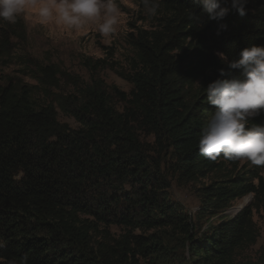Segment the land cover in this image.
Returning <instances> with one entry per match:
<instances>
[{
    "label": "trees",
    "instance_id": "trees-1",
    "mask_svg": "<svg viewBox=\"0 0 264 264\" xmlns=\"http://www.w3.org/2000/svg\"><path fill=\"white\" fill-rule=\"evenodd\" d=\"M220 3L229 11L219 21L195 0H159L158 15L144 16L148 27L130 24L133 55L118 75L131 89L111 86L122 111L94 75L90 83L76 82L77 94L56 93L61 77L73 76L29 56L25 75L36 83L0 85V264L23 257L27 264H146L171 253L165 237L182 250L175 264H257L238 253L259 236L253 214L264 208V167L208 160L198 139L215 110L204 88L241 75L221 55L238 59L241 49L264 46V0H247L243 16L230 0ZM137 5L144 12L141 0ZM17 27H0V64L8 63ZM87 61L92 71L108 65ZM58 108L78 126L59 122ZM262 122L264 114L250 125ZM139 130L152 136L151 149ZM171 179L199 182L194 217L170 200ZM249 194L235 215L197 236L206 217ZM110 225L123 231L114 235ZM152 229L164 234H145Z\"/></svg>",
    "mask_w": 264,
    "mask_h": 264
},
{
    "label": "rangeland",
    "instance_id": "rangeland-1",
    "mask_svg": "<svg viewBox=\"0 0 264 264\" xmlns=\"http://www.w3.org/2000/svg\"><path fill=\"white\" fill-rule=\"evenodd\" d=\"M252 1L254 2V0ZM115 2L120 8L121 24L117 26V34L111 38V42L102 37L94 25H89L82 30H69L55 23L40 24L36 18L35 10L32 8L26 9L15 23L18 26V31L15 29V34L12 35L11 56L6 60L8 63L0 64V85H4L10 79L35 84L36 82L32 78L25 75L28 69L24 67V62L25 58L29 56L43 65L54 64L65 74L73 76L72 78L62 76L56 93L77 94L78 86L76 82L79 85L90 83L91 75H94L95 78L101 79L104 83L114 108L117 111H122L125 104L113 94L111 86L117 87L126 94L131 89V85L118 75L119 71L129 69V60L133 55L132 49L126 41V34L130 31V24H135L138 27H148L150 23L147 19H144L145 13L139 12L137 0H115ZM6 24V21L0 20V27L6 26ZM99 58L105 59L108 65L92 71L90 65L87 64V59L94 61ZM58 120L72 128L78 126L72 117L63 114L59 108ZM137 132L140 139L148 144L151 149L154 146L152 136L147 135L142 130ZM150 156L156 158V152L150 151ZM244 164L249 166L251 163L245 160L239 161L240 166ZM200 182L207 184L209 177L203 178ZM199 185V182L178 184L174 179H171L168 189L170 200L180 203L184 208V212L192 217L199 208V198L195 191ZM128 188V185L124 186V189ZM244 198L248 200L243 204V207L251 201L252 194L236 199L224 211L206 217L202 221V228L197 236L210 225L235 215L242 207L237 211L233 210L243 202ZM253 219L259 229V236L254 245L238 253V258L251 259L257 264H264V208L255 211ZM108 229L114 235H118L123 231V228L118 225H110ZM135 232L139 231L136 230ZM149 233L164 234V232L154 229L145 232V234ZM165 243L171 253L159 252L142 261V263L175 264L182 250L175 247V241L171 237H165Z\"/></svg>",
    "mask_w": 264,
    "mask_h": 264
},
{
    "label": "clouds",
    "instance_id": "clouds-1",
    "mask_svg": "<svg viewBox=\"0 0 264 264\" xmlns=\"http://www.w3.org/2000/svg\"><path fill=\"white\" fill-rule=\"evenodd\" d=\"M195 2L207 12L209 20H222L229 11L220 0ZM141 4L148 17L158 15L159 0H141ZM230 4L241 16L246 14L247 0H230ZM28 8L35 10L40 24L55 23L69 30L94 25L109 42L121 24L115 0H0V20L14 24ZM221 59L228 68L240 69L241 75L217 78L204 88L206 100L215 110L198 139L199 153L211 161L222 156L228 161L245 160L264 167V122L250 125L254 117L264 114V46L245 47L238 59L227 60L222 55ZM218 72L225 75L224 68ZM20 264H27V257Z\"/></svg>",
    "mask_w": 264,
    "mask_h": 264
},
{
    "label": "bare ground",
    "instance_id": "bare-ground-1",
    "mask_svg": "<svg viewBox=\"0 0 264 264\" xmlns=\"http://www.w3.org/2000/svg\"><path fill=\"white\" fill-rule=\"evenodd\" d=\"M247 198H244V200H243V202L242 203H240V205L237 207V208H235L233 211H237V210H239L240 209V207H243V204L244 203H246L247 202ZM229 211V210H228Z\"/></svg>",
    "mask_w": 264,
    "mask_h": 264
}]
</instances>
